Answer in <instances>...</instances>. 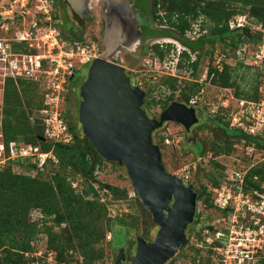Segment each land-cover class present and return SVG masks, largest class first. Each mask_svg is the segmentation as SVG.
Masks as SVG:
<instances>
[{"label":"trees","instance_id":"1","mask_svg":"<svg viewBox=\"0 0 264 264\" xmlns=\"http://www.w3.org/2000/svg\"><path fill=\"white\" fill-rule=\"evenodd\" d=\"M62 1L67 5L64 0ZM137 1L142 13H150L153 23L165 28L151 30L144 25L145 37L174 39L184 48L190 50L192 54H195V58L191 60V54L184 50L179 53L177 61L178 69L186 67L192 76L195 75L200 59L207 54V52L203 53L205 46L213 49L216 44H221L234 50L243 44H251L257 50L258 44L262 41L264 0ZM147 1L149 2L147 3ZM244 15L249 20L251 19L252 23L262 32L252 34L248 27L241 29L229 27L231 19ZM198 17H202L209 24L206 32L196 40L184 38L187 31H192L191 23ZM75 18L78 22H82L76 16ZM74 29H76L74 26H70L67 28L68 37L63 36L69 42L72 39L81 40V30ZM203 29L202 25L200 30L204 31ZM163 47L154 44L150 49L159 61H163L170 53V44ZM238 63V67L243 66L242 63ZM246 69L249 71L253 69V78L248 90L242 89L236 82L237 75L233 74L236 68L231 67L225 61H221V72L208 66L207 76L210 78L211 84L220 88L232 89L236 98L256 100L258 99L257 90L262 82L261 78L264 77V69L258 70L250 66H246ZM126 75L128 76V73ZM160 82L171 92L167 97L158 101L144 98L142 109L147 115L153 107L159 106L163 110L173 101L187 105L188 101L201 89L196 83H187L179 90L177 99H174L178 80L174 77H165ZM38 90L39 86L36 82L18 80L15 83L11 79L5 80L2 120L4 144L7 146L10 142L22 141L25 144L40 146L43 152H51L54 155L57 164L47 160L43 170H37L34 177L13 172L10 164L0 170V264H31L33 259L29 255L35 250L32 243L40 234L46 236V250L54 254V264H94L103 257L101 244L105 239L106 232L111 236L113 232L112 220L107 217L106 204L99 202V193L91 183L94 180L96 167L107 161L98 156L90 142L84 137L81 138L76 128L70 123L67 124L68 131L72 136L69 143H50L43 140L44 127L38 117L33 118V124L29 122L30 113L39 111L43 107V95L41 93L40 96ZM151 92L149 89L148 94L150 95ZM222 111L219 108L216 115L208 117L217 133L215 141H211L209 145V151L213 158L230 155L234 148L233 140L235 143H239L244 138L246 144L252 143L248 138L243 137L240 133L236 134L234 130L228 128L229 124L222 116ZM197 128L208 129V126L199 124ZM164 135V128L152 133L153 142L160 149L165 146L163 144ZM256 147L258 151H264V145L260 142H256ZM199 150L194 152V159L204 155V147L200 146ZM211 162L221 169L214 159ZM16 163L21 166L20 161ZM110 164L116 165V163ZM197 164L196 171L199 173L201 167L199 162ZM30 167L35 169L33 165ZM221 173L205 174L210 187L207 189L206 186L201 185L200 191H196V202L202 204L205 209L213 208L211 189L220 184ZM254 177L256 180L253 181ZM76 179H79V183L84 182V193H76L71 187V181ZM246 183L256 192L264 194V188L261 189V186L264 185V164L249 170L246 175ZM188 185L193 188L191 183ZM98 188L105 191L112 201L126 200L128 196L124 189L115 186L100 184ZM88 196L91 198L88 199ZM33 209L43 213L50 224H43L41 230L37 229L35 223H32L30 219V212ZM128 217L125 214L122 220ZM108 245L112 248L111 242H108ZM193 251L196 256H200V249L194 248ZM25 254H27L26 257ZM75 257L77 260H74ZM201 258V264H210L209 251ZM262 263L264 264V259Z\"/></svg>","mask_w":264,"mask_h":264},{"label":"built area","instance_id":"2","mask_svg":"<svg viewBox=\"0 0 264 264\" xmlns=\"http://www.w3.org/2000/svg\"><path fill=\"white\" fill-rule=\"evenodd\" d=\"M7 5L0 4V70L2 77L39 83L44 80L42 95L43 107L38 111V119L44 127L43 140L50 143H69L72 136L60 111L66 85L71 84L77 66H87L103 53L92 42L66 43L60 36L59 21L53 15L49 0H10ZM8 7L4 8L2 6ZM235 25V26H234ZM231 29H239L236 18L229 22ZM258 44L256 53L250 58L254 69H264V36ZM251 64V65H252ZM215 69L221 72V60ZM258 87V99L236 98L230 88H218L217 104L204 111L208 117L216 115L221 108L228 128L238 131L252 143L246 144L242 138L240 145L244 157L250 162L231 171H224L220 184L211 189L213 208L221 212L226 228L207 227L201 232L203 247L210 252V264H263L264 259V194L256 192L246 183V175L252 168L264 164V151L257 149L256 142L264 145V77ZM200 91L188 101L186 106L196 110L200 106ZM202 107V106H201ZM200 108V107H199ZM201 111V110H199ZM31 124L33 118H29ZM154 143V142H153ZM177 134L165 133L163 144L168 147L180 146ZM236 148V145H234ZM259 152V153H258ZM260 156V158L258 156ZM47 160L57 164L51 152H43L40 146L25 144L22 141L3 142L0 132V167L20 161L31 172L43 170ZM200 161V158L197 159ZM17 164V163H16ZM35 166V169L30 167ZM196 165H191L195 172ZM189 170L179 177L183 184L190 183ZM256 180V178H252ZM79 179L71 181L76 189ZM264 185L261 186V189ZM99 202L106 204L110 211L114 201L105 191L99 195ZM196 211L199 214L198 207ZM39 221L44 217L39 211ZM33 215V214H32ZM218 223V220L216 222ZM111 240V235L106 236ZM197 246V247H198ZM48 251V250H47ZM44 255V256H43ZM31 264H54V254L37 252L30 256Z\"/></svg>","mask_w":264,"mask_h":264},{"label":"rangeland","instance_id":"3","mask_svg":"<svg viewBox=\"0 0 264 264\" xmlns=\"http://www.w3.org/2000/svg\"><path fill=\"white\" fill-rule=\"evenodd\" d=\"M49 1L52 4L53 15H55L56 19L59 21L58 28L60 30V36L64 42L70 44L75 41L82 42L83 44L92 42L96 46V48L103 53V22L100 17L99 0H91L89 13L92 15L90 16V18L86 19L84 22L81 23L76 20L74 14L71 13L68 6L65 5L62 0H60V2L58 0ZM148 2L149 1H147V3ZM1 3L5 5L8 4L9 6L11 1L0 0V4ZM136 4H138V2ZM5 5L2 7L8 8L5 7ZM143 16L146 22V26H148L151 30L165 29L164 27H159L158 25L153 23L150 13L145 12ZM235 18L237 20V24L241 26L239 27V29L248 27L251 30L252 34H255L256 32H262V30H260L259 27L254 25L252 23V20H249L247 16H237L231 19L230 21L234 20ZM202 25L204 26V31L200 30ZM70 26H74V28L81 30V40L72 39L69 42L64 38L68 37L67 28H69ZM208 26L209 24H207L202 17H198L196 21L191 23L192 31H187L184 35V38L196 40L201 34H204L206 32ZM154 44H158L161 47L165 46L166 44H170V53L165 57L163 61H159V59L154 56L153 52L150 50L151 46ZM184 50L191 54V60L195 58V54H192L190 50L184 48L179 42L175 41L174 39L163 37H147L139 41L132 49L124 50L123 52L119 53L116 57V63L125 69V72L128 73L129 79L131 80V84L133 85V87H137L142 90L145 94L144 98L147 99H153L155 101H158L159 99H164L170 94L171 91L166 87H163L160 82V80L165 77H174L178 80L177 89L174 93V99H177V94L179 90H181L182 87L187 83H196L201 87V101L199 106L200 108H197L201 111H195L196 116L198 118V123L191 128L190 133H185L183 129H181L177 125L171 123L165 124V133L177 134L181 138V143L179 147L174 149L168 146L161 147V149L159 148L161 161L165 171L168 174L179 178L182 175H185L187 170H189L188 176H190V183L192 184L195 191H200L201 185L206 186L207 189L210 187V183L206 179L205 174H209L210 172H222L221 174L223 175L224 171L234 170L250 162L247 158L244 157L242 151L243 147L240 145V143H235V140H233L232 142L234 143V145H236V148L234 147L233 151L228 156L220 155L216 158H213L211 151H209V145L211 141H215L217 133L215 132L214 127H212L208 115L202 110L203 108H208L207 105L211 106L212 104H217L216 99L217 95L219 94V91L217 92V89L219 87L211 84L210 78H208L207 76L208 66H212L213 68H215L217 60L225 61L231 67L236 68V70L233 72V74L237 75L236 82L240 85L242 89L248 90L253 78V69L249 71L248 69H246V66H253L250 60V56H253L256 53V49L255 46H252L251 44H243L238 49L234 50L228 46H224L221 44H216L213 49H210L208 46H205L203 53L207 52V54L200 59L199 65L196 69L194 76L191 75V72L186 69V67H183L181 69H178L177 67L179 53ZM238 62L242 63L243 66L238 67ZM90 67V64L87 66H77L71 84L68 83L66 85L67 92L65 93L63 103H61L60 107L62 117L65 119V121L68 120L71 122L72 126L76 128L77 133L81 138H83L84 136L77 120V109L78 102L80 99L79 91L81 89L82 84L87 79V74ZM2 74L3 72L0 70V132L2 131L3 92L5 86V78L2 77ZM43 82L44 80L41 79L40 82L37 83L39 86L38 94L40 96L42 93L41 89L43 88ZM72 84H75L74 87L76 89V95H74V98H72V96H69V92L73 88ZM149 89L152 91L150 95L148 94ZM35 96L37 97V95ZM160 112V107L155 106L149 110L148 116L149 118L157 119ZM38 114V110L32 111L30 113L32 118L36 117ZM66 124L68 123L66 122ZM199 124H206V126H208V129H198L197 126ZM234 132L238 134V131ZM200 146L204 147L205 152L203 156L198 157L200 158L199 166L201 167V172L197 173L196 170L195 172H192L191 165H198V158L194 159V152L200 151ZM258 157L260 158V156ZM213 159L216 164L221 166V169L216 167L215 164H212L211 160ZM9 164L12 166L13 172L17 174H26L31 177H34L36 175L35 172H31L30 170L25 168V166H19L16 163ZM7 165L8 164L1 165L0 170H2ZM91 183L93 184L94 188L97 189L99 195L102 193V191L98 188L100 184L115 186L120 189H124L128 194L126 200H113V208L110 211L108 210L107 212V217L112 220L111 224L113 227V232L111 240H106V236L109 235V233L106 232L105 239L101 244V248L103 250V257L100 261L94 263L114 264L116 251L125 247L127 244L133 242L135 236L141 235L142 224L140 214H142V211L139 202L135 199V194L124 166L119 164L113 166V164H110L109 162H103L98 167H96L94 173V180H92ZM84 187V182L78 183V186L74 190L76 191V193L81 194L84 190ZM90 198L91 196H88V199ZM196 205L198 207L199 217L197 218L198 220L195 218V221L192 224V231L194 233L195 238L192 240L191 246L196 249H200V256H196L195 252L192 249L185 248L181 252V254H179L178 257L173 261L172 264H201V257H204L207 254V251L203 247H199L200 241H202L200 231H203L205 228L211 226H216L218 227V229L226 228V223L222 222L221 212L217 211L216 209L214 210L213 208L205 209L200 203ZM32 214V220H34V222L38 224L41 230L42 226L40 225L41 223L38 222V215L35 212ZM125 214H127L129 217L127 219L122 220V217ZM217 220L219 224L216 223ZM44 224L49 225L50 223L49 221H44ZM54 230L57 229L54 228ZM45 237L46 236L44 234H40L36 241L32 243V246H35V250L33 253H46L49 251L46 250ZM108 242H111L112 248L109 247ZM32 254H30L29 256H31ZM26 256L27 254H25V257ZM74 260H77V257H75Z\"/></svg>","mask_w":264,"mask_h":264},{"label":"water","instance_id":"4","mask_svg":"<svg viewBox=\"0 0 264 264\" xmlns=\"http://www.w3.org/2000/svg\"><path fill=\"white\" fill-rule=\"evenodd\" d=\"M64 1L80 20L89 17L91 0ZM99 9L104 51L90 64L81 86L78 123L100 158L124 166L136 200L159 226L152 243L136 237L129 264H165L178 247L185 246L184 230L193 222L196 194L164 171L152 133L164 123L180 125L188 132L198 118L194 108L178 102L170 103L157 119L146 115L144 92L131 85L125 69L116 63L119 53L137 44L138 19L128 0H99ZM123 261L120 252L114 264Z\"/></svg>","mask_w":264,"mask_h":264},{"label":"flooded vegetation","instance_id":"5","mask_svg":"<svg viewBox=\"0 0 264 264\" xmlns=\"http://www.w3.org/2000/svg\"><path fill=\"white\" fill-rule=\"evenodd\" d=\"M59 2H60V0H58ZM129 1V3H130V5H131V10H132V12H133V14L137 17V19H138V24H137V27H136V31H135V36H134V38H136L137 39V41L139 42V41H141L142 39H144V38H147V37H145V35H144V32H143V26L144 25H146V23L144 22V13H142L143 11L139 8V3L138 4H136L138 1L137 0H128ZM69 8V7H68ZM69 10H70V8H69ZM71 11V10H70ZM142 11V12H141ZM71 13H72V11H71ZM92 14H90L89 15V17L88 18H90V16H91ZM75 16V15H74ZM78 18V17H77ZM87 18V19H88ZM79 19V18H78ZM80 20V19H79ZM86 20V19H85ZM85 20H81L82 22H84ZM137 42V43H138ZM130 82H131V80H130ZM132 85V84H131ZM75 84H72V89H71V91L69 92V96H72V98H74V95H76L75 94ZM133 86V85H132ZM80 92V91H79ZM173 102H175V101H173ZM79 103H80V99H79V102H78V109H77V112H79ZM179 103V102H178ZM183 104V103H182ZM186 105V104H185ZM162 111V110H161ZM67 113V112H66ZM147 115V114H146ZM148 116V115H147ZM149 117V116H148ZM151 119V118H150ZM153 119V118H152ZM155 119V118H154ZM77 120H78V113H77ZM67 123H70L71 124V122L70 121H66ZM165 124H167V123H164L163 125H162V127L160 128V129H162V128H164V125ZM171 124H174V123H171ZM174 125H177V124H174ZM177 126H179L181 129H183V127H181L180 125H177ZM193 127V126H192ZM191 127V128H192ZM191 128H190V130L187 132V133H190L191 132ZM183 131L186 133V131L183 129ZM185 137H186V135H185ZM152 141H153V139H152ZM155 144V143H154ZM162 167H163V164H162ZM163 169H164V167H163ZM164 171H165V169H164ZM166 172V171H165ZM167 173V172H166ZM170 175V174H169ZM172 176V175H171ZM186 187H190L191 189H192V191L196 194V198H197V193H196V191L191 187V186H189V185H187V184H184ZM136 199V198H135ZM171 204V202H169V205ZM196 204H197V202H196ZM139 205H140V203H139ZM196 207H197V205H196ZM140 208H141V211H142V214H140L141 215V224H142V233H141V235H139L140 237H142L146 242H150V243H152V242H154V240H155V237H156V235H157V233H158V230H159V226L156 224V223H154L153 222V219H152V217H151V214H150V212H148V211H146V210H144L142 207H141V205H140ZM197 216H198V213H197V211H196V209H195V212H194V216H193V222H192V224L194 223V221H195V218L197 219ZM164 217H166V213L164 212ZM191 224V226L190 225H188L186 228H185V230H184V236H185V241H186V243H185V246L184 247H178V249H177V251L174 253V255L168 260V261H166V263L165 264H172L173 263V261L178 257V255L179 254H181V252L185 249V248H187V249H194V247L193 246H191L192 245V240L195 238V236H194V233H193V231H192V227H193V225ZM136 237H138V236H135V239H136ZM135 239H134V241L133 242H131V243H129V244H127L125 247H123V248H121L120 250H118V251H116V253H115V256L118 254V253H120V252H122V254L124 255V261L122 262V264H129L131 261H132V259H133V257H134V255H135V248H136V242H135Z\"/></svg>","mask_w":264,"mask_h":264},{"label":"clouds","instance_id":"6","mask_svg":"<svg viewBox=\"0 0 264 264\" xmlns=\"http://www.w3.org/2000/svg\"><path fill=\"white\" fill-rule=\"evenodd\" d=\"M33 211H39V210H37V209H33V210L30 212V219H31V222H32V223H35L37 229H40L39 226H38V224H37L36 222H34V220H32V212H33ZM39 212H40V211H39ZM40 213H41V212H40ZM41 214L43 215L44 219L41 220V221L38 220V222L41 223L40 225L42 226V225L44 224V221H47L48 219H46V217L44 216L43 213H41Z\"/></svg>","mask_w":264,"mask_h":264}]
</instances>
